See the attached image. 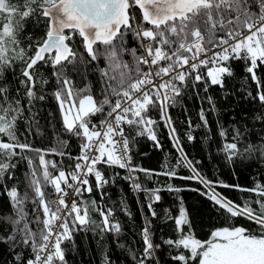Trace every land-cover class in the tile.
Segmentation results:
<instances>
[{
  "label": "snow or ice",
  "instance_id": "obj_1",
  "mask_svg": "<svg viewBox=\"0 0 264 264\" xmlns=\"http://www.w3.org/2000/svg\"><path fill=\"white\" fill-rule=\"evenodd\" d=\"M29 24L42 35L29 31ZM235 63L243 65L244 98L264 109V0H0V193L10 208L8 213L0 209V245L11 257L3 264H68L76 234L120 237L116 209L102 206L107 186L117 179L134 194L143 193L147 202L139 229L142 250L126 249L132 264H161L158 253L165 246L171 264H264V180L242 187L203 175L196 167L200 161L188 159L170 115L190 90L197 97L201 88L205 94L214 86L225 90L226 81L236 77ZM45 69L55 80L50 93ZM89 70L98 77V92L88 81ZM73 75L88 82L77 87ZM48 95L57 103L63 134L77 140L78 155L65 151L69 140L59 137L50 149L20 140L19 123H32L25 112L34 116L35 103ZM199 98L216 111L211 95ZM199 119L209 126L203 107ZM256 120L264 127V113ZM161 124L179 155L174 164L165 159L160 171L145 169L133 162L132 146L136 136H146L162 148ZM188 124L192 130L201 127L190 119ZM218 136L225 164L234 167L238 159L255 154L264 162V136L259 143L251 141L247 126H220ZM187 139H195L191 131ZM49 155L68 156L72 163L46 159ZM21 161L27 162L23 192L15 183L9 186ZM177 168L191 175L181 176ZM107 169L114 170L111 177ZM154 177L198 182L204 190H191L211 202L222 226L206 239L197 238L192 213L181 199L177 213L163 209L175 238L157 242L154 205L162 201L161 192L182 189L172 183L149 188L142 182ZM217 188L249 195L237 203ZM119 205L131 219L123 197ZM101 264H112L106 251Z\"/></svg>",
  "mask_w": 264,
  "mask_h": 264
},
{
  "label": "trees",
  "instance_id": "obj_2",
  "mask_svg": "<svg viewBox=\"0 0 264 264\" xmlns=\"http://www.w3.org/2000/svg\"><path fill=\"white\" fill-rule=\"evenodd\" d=\"M29 31H34L35 35H42L39 28L33 29L29 24ZM130 40V45H131ZM83 51V49H81ZM86 55V54H85ZM103 66V62H101ZM236 69V77L230 78L226 81L225 90H221L218 86L210 89L209 93L205 94L199 91V97L211 95L216 105V111L212 112L206 99L201 100L195 92L189 91L185 95L184 101L181 105L170 109V115L173 119L174 126L181 139L182 146L188 159L200 161L196 167L201 173L212 180H221L224 183L234 185L239 184L242 187H252L257 180H264V162H261L259 155L255 154L253 158L247 160H237L235 166L225 164L222 157L218 154V145L220 144V137L218 131L220 126L231 130L233 125L240 127L242 130L247 126V132L250 133L249 139L253 142L259 143V138L264 136V127L261 122L256 120L258 114L264 113L258 101L252 99H245L246 92L243 88L242 77L243 72L242 63L234 64ZM45 75L49 79V84L46 86V91L51 92L55 88V80L51 77V70L45 69ZM264 75V73H262ZM77 87H83L88 81L92 82L94 92H98L100 84L97 75L93 74L91 70L88 72V81L79 75H73ZM8 80L11 82V73L8 75ZM18 86V83L17 85ZM248 90L255 94V85L249 82ZM227 93V95L225 94ZM203 107L206 110V118L208 120V127H204L199 119V110ZM186 109V111H185ZM34 116L25 112V116L32 121L31 125L25 121L19 123V131L21 141L31 143L34 148L50 149L57 147V139L69 140L68 136L62 132V124L60 114L55 99L48 95L44 101H37L33 109ZM153 117L159 119V113L154 112ZM192 121L193 125L200 124L201 127L194 130L189 129L188 121ZM129 136H135L134 130H128ZM191 131L195 136L193 141L187 139V133ZM158 139L162 148H155L153 142L148 140L146 136H136V142L132 146L133 162L145 169L161 170V165L167 159L174 164L179 153L173 148L172 142L169 140L168 130L161 124L157 129ZM211 137V139H207ZM245 142H241L243 146ZM71 155H78V142L75 138L69 140V147L65 150ZM32 155V153H28ZM46 159L59 161L62 164L72 163L68 156L49 155ZM113 169H107V175L112 176ZM121 176L123 172L119 169ZM27 172V162L21 161L16 169L15 175L17 180L10 182L15 183L21 192L25 189L24 175ZM177 172L181 176L191 175L186 168H177ZM141 177L143 174H140ZM147 187L163 186L165 183H172L182 189L178 193L163 191L160 193L162 201L155 204L154 208L158 213L157 218L152 219V231L155 234L157 242H161V237L175 238L173 231L174 225L172 221L164 220L163 209L168 208L174 214L178 212L180 200L184 202V206L192 213V221L195 225L194 233L197 238L206 239L212 229L222 226L220 213L216 212L210 201L205 196L200 195V191H192L191 189H200L203 191V186L194 180H168L166 177H154L152 181H142ZM109 197L102 204V206L112 207L116 209L115 217L120 221L122 226V234L115 238L112 235H106L103 240L100 237L94 236L93 233L87 234L81 232L75 235V250H70L67 253L68 264H101L102 256L105 251L110 256L112 264H132L126 249H141L142 241L139 236V229L143 226V215L147 214V202L144 199L143 193H133L127 182L122 179H117L115 185L107 186ZM217 191L227 196L229 199L240 203L241 196H248V193H241L233 189L217 188ZM85 198L88 194H84ZM123 197L127 203L128 209L132 213V218L129 219L120 210L119 200ZM99 199V197H96ZM0 209L5 213L10 211L7 203V198L0 193ZM98 218V216H97ZM243 223V221H239ZM3 228L0 227V231ZM125 245L121 249L118 245ZM138 254V253H137ZM161 264H171L169 260V253L165 246L159 253ZM6 247L0 245V264L3 261L9 260Z\"/></svg>",
  "mask_w": 264,
  "mask_h": 264
},
{
  "label": "built area",
  "instance_id": "obj_3",
  "mask_svg": "<svg viewBox=\"0 0 264 264\" xmlns=\"http://www.w3.org/2000/svg\"><path fill=\"white\" fill-rule=\"evenodd\" d=\"M121 171L123 172V174H122V176H123V175L125 174V173H124V170H121Z\"/></svg>",
  "mask_w": 264,
  "mask_h": 264
},
{
  "label": "rangeland",
  "instance_id": "obj_4",
  "mask_svg": "<svg viewBox=\"0 0 264 264\" xmlns=\"http://www.w3.org/2000/svg\"><path fill=\"white\" fill-rule=\"evenodd\" d=\"M58 107V106H57ZM59 110V109H58ZM60 114V113H59Z\"/></svg>",
  "mask_w": 264,
  "mask_h": 264
}]
</instances>
